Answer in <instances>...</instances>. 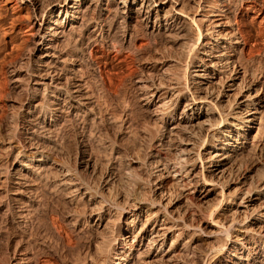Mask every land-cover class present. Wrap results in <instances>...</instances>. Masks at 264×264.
<instances>
[{
    "label": "bare ground",
    "instance_id": "6f19581e",
    "mask_svg": "<svg viewBox=\"0 0 264 264\" xmlns=\"http://www.w3.org/2000/svg\"><path fill=\"white\" fill-rule=\"evenodd\" d=\"M191 1L190 6L179 0H49L40 12L36 45L42 70L32 82L45 91L51 83L47 67L60 56L55 46L79 32L75 50L111 47L146 64L153 60L164 70L158 78L146 73L135 79V99L142 108L150 101L157 106L165 125L157 148L151 149L146 177L127 164L121 172L133 189L113 205L103 198L97 202L92 189L84 188L87 202H97V230L118 233L101 242L92 264H204L215 250L213 242L220 244L210 264L261 263L250 256L264 253V162L256 157L264 154V94L251 67L241 61L249 39L238 18L258 6L264 9V0ZM41 6L33 4L37 15ZM160 51L168 59L157 58ZM171 66L181 73L172 74ZM86 100L81 96L78 103ZM182 101L177 118L172 111ZM5 148L14 150L15 144ZM30 148L24 156L34 162L36 180H45L41 173L49 169L54 175L49 181L54 179L70 203L82 201L74 171L55 160L57 154L53 157L60 145L53 143L42 152ZM96 164L91 163L92 170ZM110 166V171L117 168L115 161ZM210 211L215 224L206 222ZM246 243L251 250L244 248Z\"/></svg>",
    "mask_w": 264,
    "mask_h": 264
},
{
    "label": "rangeland",
    "instance_id": "374dc122",
    "mask_svg": "<svg viewBox=\"0 0 264 264\" xmlns=\"http://www.w3.org/2000/svg\"><path fill=\"white\" fill-rule=\"evenodd\" d=\"M48 1L0 0V264H92L101 242L112 241L118 234L116 229L115 233L97 230L94 205L102 198L109 205L123 202L120 197L133 187L123 174L125 167L132 163L134 173L146 177L150 169L147 160L165 130L157 106L150 101L148 108H142L134 97L135 79L146 77V73L150 78L160 77L164 71L158 70L161 64L155 65L153 60L146 64L135 55L129 56L128 51L118 54L111 47L85 53L79 48L75 50L79 31L67 40L69 43L58 42L55 46L60 56L47 67L45 74L51 78L47 90L32 82L42 70L41 52L36 45L37 29L40 12ZM179 1L182 5L192 4L191 0ZM34 2L42 5L38 15ZM261 6L245 11L238 20L249 39L241 61L244 60L245 66L248 63V69L251 67L264 94V9ZM192 30L194 34L193 27ZM166 54L160 51L155 55L168 59ZM170 72L181 73L172 66ZM77 88L80 95L74 93ZM81 96L87 98L82 106L78 103ZM147 99L158 101L150 95ZM183 103L172 111L177 118L181 116ZM9 142L15 144V149L5 151ZM53 143L61 148L60 152L54 151L55 160L58 157L60 163L74 171L76 187L81 184L76 188V195H83L80 204L70 203L54 186V179L49 181L54 176L49 169L41 173L45 180H36L32 173L35 164L24 156L31 146L30 149L38 148L42 152ZM256 157L264 162L261 160L264 154ZM93 161L98 164L96 170L91 168ZM114 161L120 169L110 171ZM26 164L29 166L24 167ZM84 188L92 189L97 202H87ZM109 205L103 208L108 209ZM205 218L211 224L217 220L211 211ZM219 244L213 242L212 246L216 247L212 254L217 253ZM245 247L248 251L252 249L250 243ZM212 254L211 261L215 258ZM250 258L264 264V253H253Z\"/></svg>",
    "mask_w": 264,
    "mask_h": 264
}]
</instances>
